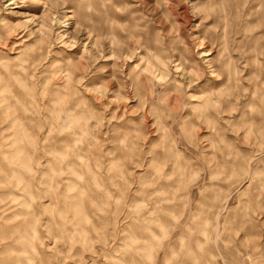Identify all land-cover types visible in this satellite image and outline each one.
<instances>
[{
  "label": "rangeland",
  "instance_id": "374dc122",
  "mask_svg": "<svg viewBox=\"0 0 264 264\" xmlns=\"http://www.w3.org/2000/svg\"><path fill=\"white\" fill-rule=\"evenodd\" d=\"M0 264H264V0H0Z\"/></svg>",
  "mask_w": 264,
  "mask_h": 264
}]
</instances>
